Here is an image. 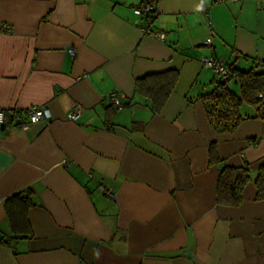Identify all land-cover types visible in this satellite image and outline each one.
Returning a JSON list of instances; mask_svg holds the SVG:
<instances>
[{"label":"crops","instance_id":"obj_1","mask_svg":"<svg viewBox=\"0 0 264 264\" xmlns=\"http://www.w3.org/2000/svg\"><path fill=\"white\" fill-rule=\"evenodd\" d=\"M141 2L0 0V28L13 29L0 30V108L52 115L0 131V264H264L253 182L264 117L242 104L247 118L215 129L203 96L219 76L201 63L260 70L264 2L157 0L150 22L134 12ZM171 70L173 89L153 113L136 81ZM112 92L122 109L106 100ZM245 164L241 202L217 203L220 170ZM26 190L28 228L15 233L3 202Z\"/></svg>","mask_w":264,"mask_h":264},{"label":"trees","instance_id":"obj_2","mask_svg":"<svg viewBox=\"0 0 264 264\" xmlns=\"http://www.w3.org/2000/svg\"><path fill=\"white\" fill-rule=\"evenodd\" d=\"M145 4L154 5L156 11L157 0H142L136 8ZM135 8V9H136ZM134 9V10H135ZM151 19L154 15H147ZM260 70H242L238 67H228V78H219L211 92L203 96L204 107L210 124L219 131H232L247 115L240 114V106L248 104L257 108L256 116L264 117V60L257 61ZM177 72L171 70L167 73L146 75L136 81V92L141 94L153 113H158L166 102L173 89ZM233 80L239 85V93L230 89L229 82ZM261 94V97L258 95ZM251 180L248 166L241 168L224 166L218 175L215 199L217 203L235 206L242 200V190ZM256 188L255 199L264 200V162H262L253 177ZM33 205L31 191L26 190L8 196L3 206L10 221L12 231L21 233L27 230L28 224L25 216L26 210Z\"/></svg>","mask_w":264,"mask_h":264},{"label":"built area","instance_id":"obj_3","mask_svg":"<svg viewBox=\"0 0 264 264\" xmlns=\"http://www.w3.org/2000/svg\"><path fill=\"white\" fill-rule=\"evenodd\" d=\"M216 2L222 0H215ZM236 1V0H233ZM264 2V0H262ZM154 5L145 4L139 8H136L134 12L139 15H154L156 11H154ZM152 19L148 17L147 21L150 22ZM0 30L4 33H12L13 29L10 26L2 25ZM156 35L158 37H163L161 32H157ZM204 44H210V39H206L203 41ZM70 54H74V49L69 50ZM201 63L205 68L213 70L219 78L222 80L228 78V68L223 64L221 60H218L214 57L204 56L201 58ZM261 97V94L258 95ZM106 100L110 102L116 109L120 110L123 107V103L121 100V95L116 94L114 92L108 94L106 96ZM83 108L78 106L73 108L68 114L67 118L69 120H77L82 112ZM52 118L50 110L46 106H37L32 105L24 109H2L0 108V131L1 127H4L5 124L12 122L15 126L26 128L33 123H38L40 121L48 122ZM104 194L110 198L114 199V193L110 189H106L101 187ZM86 264V263H83Z\"/></svg>","mask_w":264,"mask_h":264},{"label":"water","instance_id":"obj_4","mask_svg":"<svg viewBox=\"0 0 264 264\" xmlns=\"http://www.w3.org/2000/svg\"><path fill=\"white\" fill-rule=\"evenodd\" d=\"M2 128V127H1Z\"/></svg>","mask_w":264,"mask_h":264}]
</instances>
